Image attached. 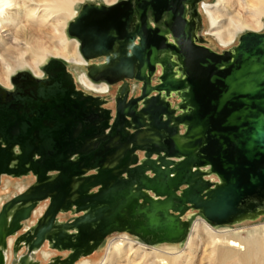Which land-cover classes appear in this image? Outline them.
<instances>
[{
  "label": "water",
  "instance_id": "95a60500",
  "mask_svg": "<svg viewBox=\"0 0 264 264\" xmlns=\"http://www.w3.org/2000/svg\"><path fill=\"white\" fill-rule=\"evenodd\" d=\"M200 1L82 5L68 34L80 41L85 59L104 57L87 67L93 81L122 82L110 116L116 135L113 140L103 135L109 118L96 129V142L93 128L85 126L76 152L83 163H73L74 152H64L63 166H39L36 182L2 205L0 264L6 238L48 198L33 232L26 228L16 244L31 251L48 240L70 248L62 264L91 253L114 231L148 244L180 242L190 230L183 216L191 210L216 226L264 214V32L242 33L236 45L216 52L197 34ZM156 64L162 73L152 86ZM126 79L141 82L139 96L129 101ZM172 93L178 98L173 107ZM88 148H97L93 163L87 162ZM4 154L0 167L8 171L12 158ZM51 171H58L54 179L46 175ZM72 207L84 213L57 224V213ZM66 228L77 232L68 235Z\"/></svg>",
  "mask_w": 264,
  "mask_h": 264
},
{
  "label": "bare ground",
  "instance_id": "6f19581e",
  "mask_svg": "<svg viewBox=\"0 0 264 264\" xmlns=\"http://www.w3.org/2000/svg\"><path fill=\"white\" fill-rule=\"evenodd\" d=\"M81 1L84 0H0V84L5 87H11V77L18 69L25 66L35 76L41 77L40 65L44 63L47 56H54L60 57L67 63L75 65V72L72 71V76L77 85L85 91L98 93L101 96H109L112 94V90H117L118 83L114 87H111L109 85L110 83L105 80H101L105 82H94L89 77L87 68L85 70L83 68L89 64V61L95 59H99V62L92 64L102 63L104 57L90 60L85 59L80 51V41L75 37L70 38L68 36V26L70 24L68 21L69 19H75L79 14V11L73 10V6ZM104 1L109 3L106 6H112L121 0L118 2H115L117 0ZM197 10L199 15L202 13L207 17L210 22V34L222 46H228L234 43L236 36H238L237 34L243 30L259 31L264 28V0H215L212 4L203 1L197 4ZM188 17L189 15H187V19H189ZM150 23L152 26L154 25L152 21ZM41 37H46L49 41L46 42ZM237 38L239 39V37ZM168 39L172 41L170 37ZM135 43H137V40H135ZM26 51L28 54L26 56L27 58L24 56ZM157 66L160 65L156 64ZM175 73L177 72L175 71ZM158 84L159 81L152 86ZM140 87L141 82L131 81V93H138L137 96H139ZM153 93L150 95H154ZM172 95L176 96L174 93ZM130 96V94L129 96L126 95L128 101L133 97H137L135 95ZM111 100L115 101V97ZM140 105L141 102L138 104V110H140ZM126 129L132 133L130 127H126ZM180 133H183L181 126ZM157 156L156 153H153L151 158L156 159ZM172 159L178 160L176 158ZM147 173L152 177L153 174L150 170ZM214 177L211 176L212 180L216 178ZM7 179H5L7 183L0 185V194H11L10 186L19 190L23 189V191L28 188L22 180H16L14 178ZM33 180H35V183L36 179ZM19 193L12 195V197ZM150 194L153 195L152 193ZM153 197L157 198L156 196ZM9 199L7 198L6 201ZM5 202H3V197L0 196V209ZM38 203L28 218L31 223L35 222V219L41 214L44 208V205H38ZM262 215L253 218H244L234 224L243 220L252 221ZM26 221L23 222V230L28 228L24 226ZM33 228L34 226L30 227V231ZM67 229L74 230V233L71 232L72 234L70 235H74L77 232L75 228ZM127 233L116 236L110 241L109 247L99 264H147L149 258L147 259L146 257L151 254H154L153 256L156 258L155 264H180L177 261L179 258L182 264H192L194 261L200 262L202 259L214 264H264V223L253 227H240L234 230H228L224 234H219L218 232H213V228L205 220L197 219L192 225L188 236H186L185 247L178 257L158 254L155 249L152 252L146 250V253H142L141 250L133 247L134 241L126 236ZM42 247L40 250H42ZM5 249L6 246L1 248L4 256L3 264H5L6 259ZM66 250L69 251V256L72 250L70 248ZM82 256L85 255L81 254L77 259ZM44 258H48V256L44 255ZM85 260L90 264L88 257L81 259L76 264H82ZM61 262L60 264H62Z\"/></svg>",
  "mask_w": 264,
  "mask_h": 264
},
{
  "label": "flooded vegetation",
  "instance_id": "af4514ba",
  "mask_svg": "<svg viewBox=\"0 0 264 264\" xmlns=\"http://www.w3.org/2000/svg\"><path fill=\"white\" fill-rule=\"evenodd\" d=\"M197 34L200 37L199 30ZM98 60L99 59L89 61L88 65L98 63ZM87 67L88 66H86V68ZM42 72L43 74L41 77H37L30 71L22 70L16 72L11 77V87H5L0 84V164L4 163L6 160L5 152L10 153L9 157L12 158L8 171L0 167V185L2 184L1 179H16L15 177H18V175L30 174L32 179H37L35 172L39 166L46 169L63 166V164H65L63 160L66 159L64 152L67 151L74 152V156L71 158L73 163H83L85 158L82 157L84 156L76 152L82 149L81 147L83 144L80 139L83 135L81 131H83L85 126L93 128L91 133L93 136L92 141L96 142L98 140L94 137L96 129L98 127L100 128L102 124L105 125L109 118V126H106L103 135L112 140L114 135H116V133L113 132L114 128L111 126L113 120L110 117L115 112V101L110 105V101L107 99L82 89L75 82L72 76L73 74L68 70L66 64L60 60H49L44 65ZM159 75H161V68L157 66L151 77V85L157 83L156 81ZM126 80L129 86L127 96H129V94L131 96L135 95L131 93L130 90V83L132 80ZM118 84V88L122 86L121 81L118 82ZM109 85L111 87L115 86V84ZM118 88L113 94V98ZM168 99L173 107L176 104L177 98L171 95ZM100 135L102 136V134ZM87 151V157H89L87 162L91 161V163H93L92 160L95 158L93 155L97 152V148H88ZM137 153L139 158H142L143 153ZM57 172H50L46 175L54 179L57 177ZM92 173L95 172L92 170L87 174ZM95 190L96 188L93 189V191ZM45 201H47V208L49 205V198L45 199ZM41 202L42 201H40L38 205H40ZM43 210L41 215L35 219V222L24 226L29 228L34 226L35 228L37 225L36 221H38L44 213ZM61 213L65 212L60 211L57 213L55 220L57 224L65 222L60 220ZM66 213L72 215V218L68 221L71 222L74 217H79L84 211H77L72 207L70 210L68 209ZM27 221L29 222V219ZM20 231H23V229ZM73 231L74 230H68L67 228L65 229L68 235L74 233ZM31 232H33V230H31ZM18 233L19 232L15 233L12 238L9 248L10 252L7 254L5 264H10L12 256H14L16 264H38L37 260L40 258L38 254H40L39 250L42 246L45 248L50 246L57 249V247L50 244L48 240H45L42 243L43 245L39 248H33L31 251H28L25 243L20 242L16 244V240L22 232ZM24 247L28 251V253H26L27 256L21 251ZM15 249L16 251L14 252ZM58 249L62 248L59 247ZM95 250H97V248ZM60 262L61 260H57V264H60Z\"/></svg>",
  "mask_w": 264,
  "mask_h": 264
},
{
  "label": "rangeland",
  "instance_id": "374dc122",
  "mask_svg": "<svg viewBox=\"0 0 264 264\" xmlns=\"http://www.w3.org/2000/svg\"><path fill=\"white\" fill-rule=\"evenodd\" d=\"M119 0L115 1V2H118ZM206 2L208 4H212L215 2V0H201L200 2ZM85 3H92V4H105V5H109V3H106L104 0H84V1H81V2H77L74 6H73V10H77V11H80L81 8H82V5L85 4ZM200 16H201V27L199 29V35L200 37L204 38V40H206V44L214 51L216 52H221L222 50L224 49H229L230 47L234 46L237 44V40L239 37L240 34L242 33H245L247 31H252V30H243L242 32L238 33L236 36V40L234 43L228 45V46H222L219 41L210 34V22L209 20L207 19V17L200 13ZM72 20L74 19H69L68 23H70ZM256 32H264V28L259 30V31H256ZM70 38H72V36L68 35ZM43 40H45L46 42L49 41V39H46L41 37ZM230 46V47H229ZM28 54H27V51L25 52L24 56L26 57ZM27 58V57H26ZM51 59H57V60H60L62 62H64L66 64V67L68 68V70L72 73V71L75 72V68H74V64H70V63H67L66 61H64L62 58L60 57H54V56H47L44 63L40 65V72L43 71V67L44 65ZM88 66V65H87ZM84 70L86 69V66L83 67ZM22 70H26V71H30L31 70L28 68V67H23V68H20L17 70V72L19 71H22ZM82 73V72H81ZM43 74V72H42ZM158 81V80H157ZM156 81V82H157ZM100 82H104V81H100ZM139 83V82H138ZM89 93H92V94H98V93H94V92H89ZM112 94H110L109 96H106V97H103L101 96V98H104V99H107L108 101H110V105L113 104V101L111 100L113 98V94L115 93V90H112L111 92ZM138 94V93H137ZM135 94V95H137ZM53 172V171H51ZM16 180H22L24 181V183H26V187H29L33 184V179L31 178V175L30 174H27V175H22V176H18V177H15ZM215 178V177H214ZM7 179V178H5ZM2 180V184H5L7 183L6 180ZM214 180H217L216 178ZM11 191H15V188L12 187L11 188ZM14 193H11V194H0L1 197H3V202H5L7 200V198H11L12 195ZM46 203L47 201L45 200H42L41 202V205H44V210L46 209ZM43 210V212H44ZM41 215V214H40ZM38 215V217L40 216ZM72 215L68 214V213H61L60 215V220L61 221H67L71 218ZM37 217V218H38ZM35 219V218H33ZM183 219H186L188 220L189 222V226H190V230L192 228V225L195 223V221L197 219H203L205 220L204 218H202L201 216H199V214L195 211H190L187 215H184L183 216ZM206 221V220H205ZM206 223H208L212 228H213V232H218L219 234H224L226 231L228 230H234L236 228H240V227H249V226H255V225H261L264 223V215L258 217L257 219L255 220H243L237 224H231V225H221V226H216V225H212L210 224L208 221H206ZM21 230V229H20ZM17 231L19 233L23 232V231ZM189 230V232H190ZM188 232V234H189ZM18 233V234H19ZM123 233H127V232H113L111 234H108L104 240L101 242V244L98 246L97 250H95L92 254H89V255H85V256H82L80 257L79 259H77L74 263L72 264H76L78 261H80L81 259H84L86 257H88V260L90 261V264H99L100 260L102 259L103 255L106 253L108 247H109V244H110V241L115 238L116 236H119V235H122ZM187 234V236H188ZM128 237H130L131 239H133L134 243H133V247L134 248H137L139 250L142 251V253H146V250L152 252L154 251V249L157 251H155L156 253L158 254H164L165 256H180V253L183 251L184 247H185V241H186V238L180 242H176V243H162V244H148L146 242H143L142 240H140L139 238L127 233ZM14 236H10L8 237V242L6 244V249H5V255L7 257V254H9L10 252V245H11V242H12V238ZM50 246H48L47 248L45 247H42V250H39V253L38 255H40L39 257V260L38 261V264H57V260H64L67 255H68V250L66 249H56V248H52ZM13 250V249H12ZM45 250V251H44ZM23 254H26L27 253V249L24 247L23 250ZM47 251V252H46ZM13 252V251H12ZM15 252V251H14ZM25 252V253H24ZM51 253V254H50ZM13 254V253H12ZM44 255L46 256H49V258H44ZM154 254H151L149 255L148 257H146L148 260H147V264H155V259ZM178 262H180V264H182L181 262V259H177ZM89 264L88 261H84L82 264ZM8 264V263H7ZM10 264H16L15 263V260H14V256H12V259L10 261ZM192 264H214V263H211L210 261L208 260H205V259H202L200 262H197V261H194Z\"/></svg>",
  "mask_w": 264,
  "mask_h": 264
},
{
  "label": "crops",
  "instance_id": "0c3cea01",
  "mask_svg": "<svg viewBox=\"0 0 264 264\" xmlns=\"http://www.w3.org/2000/svg\"><path fill=\"white\" fill-rule=\"evenodd\" d=\"M4 180V179H3ZM12 188V186H10V189ZM21 191H23V189H17V188H15V191H10V193H14V194H16V193H19V192H21ZM13 194V195H14ZM31 223V221H29V222H25L24 224L26 225H28V224H30Z\"/></svg>",
  "mask_w": 264,
  "mask_h": 264
}]
</instances>
